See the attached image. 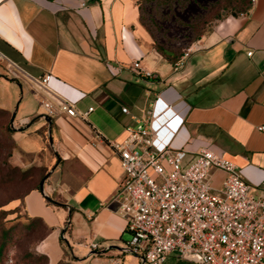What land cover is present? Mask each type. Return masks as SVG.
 I'll return each instance as SVG.
<instances>
[{
	"label": "crops",
	"instance_id": "0c3cea01",
	"mask_svg": "<svg viewBox=\"0 0 264 264\" xmlns=\"http://www.w3.org/2000/svg\"><path fill=\"white\" fill-rule=\"evenodd\" d=\"M138 1L0 0V51L21 70L13 77L0 61V108L14 115L16 162L52 167L44 183L49 199L40 190L25 197L27 213L53 227L43 240L50 264H141L126 250L125 222L110 202L123 178L113 143L150 109L176 112L172 147L186 151L185 163L210 147L264 197V0L217 18L175 63L155 48ZM135 60L153 76L136 73ZM45 73L60 99L80 111L93 107L85 119L61 114L47 122L34 81ZM224 175L215 170L213 186ZM163 264L195 263L171 253Z\"/></svg>",
	"mask_w": 264,
	"mask_h": 264
},
{
	"label": "built area",
	"instance_id": "2783aa9c",
	"mask_svg": "<svg viewBox=\"0 0 264 264\" xmlns=\"http://www.w3.org/2000/svg\"><path fill=\"white\" fill-rule=\"evenodd\" d=\"M0 61L7 62L13 77L20 75V68L1 51ZM111 67L115 72L123 68L119 63ZM131 68L143 77L153 76L139 60ZM50 79V73L34 79L46 116L85 119L93 107L80 111L60 99L49 89ZM158 100L156 95L152 105ZM122 112L129 114L127 107ZM134 118L125 139L113 143L123 178L110 202L131 235L126 250L141 255L143 264H163L171 253L195 264H264V197L255 194L239 167L207 146L185 163L186 151L172 147L176 128L171 123L177 114L169 105ZM215 170L225 174L219 187L212 184ZM90 248L97 244L90 243Z\"/></svg>",
	"mask_w": 264,
	"mask_h": 264
},
{
	"label": "rangeland",
	"instance_id": "374dc122",
	"mask_svg": "<svg viewBox=\"0 0 264 264\" xmlns=\"http://www.w3.org/2000/svg\"><path fill=\"white\" fill-rule=\"evenodd\" d=\"M138 3L142 10L141 24L153 38L166 46L170 43H175L176 46L186 43L190 33L174 29L173 27L177 23L167 20L163 14L162 6L156 3H148L147 0H139ZM210 4L206 9L209 10L207 11V22L210 24L214 23L217 16L220 17L229 12L234 13L238 9L229 0H214ZM178 19L181 21L180 17ZM156 24L162 28L171 27V30L165 29L161 33ZM19 100L20 97H18L16 105H18ZM7 121L8 117H0V233L3 230L9 232V241L4 252L0 255V264H50L43 251V240L47 234V229L40 222L34 223L32 227L27 226L30 219L27 217L24 203L25 194L40 181L36 170L25 173V169L32 165L44 166L40 163L20 165L16 162L14 159V154H16L14 151L15 141L9 137L5 130ZM44 142L47 145L50 144L49 138L45 137ZM45 160V158H41L42 163ZM45 168L50 171L52 167L49 165ZM47 180L48 178L45 182ZM123 239L126 242L131 239L128 231L125 232ZM61 241L64 243L65 249L72 251L71 253L76 256V247L71 243H66L64 239Z\"/></svg>",
	"mask_w": 264,
	"mask_h": 264
},
{
	"label": "trees",
	"instance_id": "16d2710c",
	"mask_svg": "<svg viewBox=\"0 0 264 264\" xmlns=\"http://www.w3.org/2000/svg\"><path fill=\"white\" fill-rule=\"evenodd\" d=\"M147 1L148 3H156L157 5L162 6L163 14L167 18V20L177 23V25L175 24L176 26L173 27L174 29H177L178 31H186L187 33H190L189 38L186 41V43L180 44L179 46H176L175 43H170L169 45L166 46L163 43H160L159 41H157V39H154L155 48L159 52H161L163 56L171 63H175L178 60V58H180L183 55L184 49L189 47V45L195 39H197L201 34L211 29L212 24L207 22V14H208L207 11L209 10H206V9L209 5H211L210 3L214 2V0L213 1L212 0H147ZM229 1L231 3H234L238 8L237 11H235L234 13L245 12L250 8V0H229ZM178 17H180L181 21H179ZM220 17L217 16L216 18H220ZM156 26H157L158 31L161 33H163L165 29H167L168 31L171 30V27L162 28V26L160 27L159 24L158 25L156 24ZM0 117H3V118L8 117V121L5 124V130L7 134L9 135V137L13 139V134L15 130L11 126V121H10L11 113L6 109L0 108ZM31 170L33 171L36 170L38 176L40 177V180L48 172L45 167H36L32 165L31 167L25 169V173H28ZM31 190H39V183H37L32 189H30L25 194V197ZM50 202L51 200H47V203H50ZM26 214H27V217L30 219V221L27 223V226L32 227L34 223L40 222L42 223L44 228L47 229V234L49 233L51 229H53V227L48 226L41 217L30 216L27 213V211H26ZM8 241H9V232L6 230L1 231L0 233V255L4 252L5 246L7 245ZM44 256L49 260V257L47 254L44 253ZM58 264H65V262L60 261Z\"/></svg>",
	"mask_w": 264,
	"mask_h": 264
},
{
	"label": "water",
	"instance_id": "95a60500",
	"mask_svg": "<svg viewBox=\"0 0 264 264\" xmlns=\"http://www.w3.org/2000/svg\"><path fill=\"white\" fill-rule=\"evenodd\" d=\"M13 116H14V115H12V117H11V119H10V121H11V126H12V127H13ZM46 119H47V122L50 124V123H51V118L48 117V116H46ZM13 128H14V127H13ZM14 130H15V128H14ZM49 142H50V144L52 145L53 140H52L51 135L49 136ZM50 174H51V171H48V172L44 175V177L40 180V182H39V190H40L41 194H42L46 199H49V197L45 194V191H44V183H45V180L50 176ZM61 236L63 237V233H61ZM132 253H133V252H132ZM133 254H135V255L141 260V264H143V262H144V258H143L141 255H139V254H136V253H133Z\"/></svg>",
	"mask_w": 264,
	"mask_h": 264
}]
</instances>
